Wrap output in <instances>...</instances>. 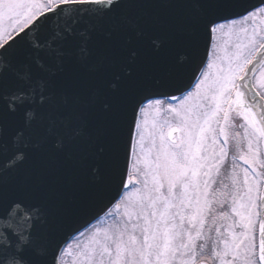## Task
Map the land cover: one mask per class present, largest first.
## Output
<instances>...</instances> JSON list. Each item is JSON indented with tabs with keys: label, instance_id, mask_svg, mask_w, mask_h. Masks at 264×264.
Instances as JSON below:
<instances>
[{
	"label": "snow or ice",
	"instance_id": "snow-or-ice-1",
	"mask_svg": "<svg viewBox=\"0 0 264 264\" xmlns=\"http://www.w3.org/2000/svg\"><path fill=\"white\" fill-rule=\"evenodd\" d=\"M0 264H264V0H0Z\"/></svg>",
	"mask_w": 264,
	"mask_h": 264
}]
</instances>
